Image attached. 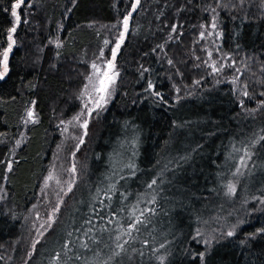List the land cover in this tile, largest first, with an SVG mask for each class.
Here are the masks:
<instances>
[{"label": "trees", "instance_id": "16d2710c", "mask_svg": "<svg viewBox=\"0 0 264 264\" xmlns=\"http://www.w3.org/2000/svg\"><path fill=\"white\" fill-rule=\"evenodd\" d=\"M17 2L0 0V52ZM135 3L24 0L18 8L9 71L0 79V264H104L114 247L109 236L145 208L156 211L124 236L127 252L108 264H264V0L216 11L221 48L249 96L216 84L205 63L200 33L215 0H139L133 10ZM129 12L114 99L81 117L86 130L74 121L64 128L82 109L77 98L90 63ZM31 107L38 120L7 169L8 140ZM245 148L252 158L234 176ZM48 170L54 177L42 183ZM105 227L111 231L98 238ZM89 228L110 246L80 247L90 243Z\"/></svg>", "mask_w": 264, "mask_h": 264}, {"label": "snow or ice", "instance_id": "6c2138e0", "mask_svg": "<svg viewBox=\"0 0 264 264\" xmlns=\"http://www.w3.org/2000/svg\"><path fill=\"white\" fill-rule=\"evenodd\" d=\"M23 2H24V0H18L17 3L12 5V15L14 17H16V24L20 23V17L17 15L16 9L20 8L21 4ZM236 3H239L240 7L243 8V6L245 4V0H236V2H231V0H230V3H228V4L224 3L223 0H215L216 7H212L211 5H209V6H207L205 8L206 12H210V13L213 14L211 16L210 24L207 26L208 28L211 29V31H208V36H212L214 30L217 28V24L215 22L216 21V15L215 14H216L217 8H220V9H228L229 7H233L234 8V7H236ZM137 4H139V0H136V3L132 5L133 10H135ZM131 15H132V13L129 12L128 15L123 17L122 21H118V23H122L124 31L120 32L119 39L117 41H115L114 47L111 48L112 59L106 61V69L103 72H101L100 67L95 62H93V64L91 65V67L95 71H94L93 75H89L87 77V80L89 81V84H86L84 86L85 91L81 92V97L88 96V99H89L90 102L93 103V106L89 107V104L85 103L84 107L81 109V111L75 117H73V121H79L81 119V117H83L85 115L90 117L92 115V113L96 109L101 108L103 106V104L107 103V96L109 94L110 86L115 81V75H118V73L110 75V72H112V70L115 68L114 61H115L117 52L120 49V46H121V44L124 41L125 33L128 31L129 17ZM112 27L115 28L116 25H113ZM202 27H205V26L202 25ZM172 30L176 31V26L175 25L173 26ZM15 31H16V27L15 26H13L12 28H10L8 30V45H7L6 48L3 49L2 52H0V67H2V71H0V79H2L5 76V74H7L8 71H9L8 60H9V54L12 52L13 45L15 44V41L12 39V34L15 33ZM217 35H219V34H217ZM204 36H205V33L201 32L200 33V37L204 38ZM104 43L107 46L109 44V41L105 40ZM213 43H214V41H213ZM216 51L219 52L220 49L217 48ZM103 56H104V53H103V50H101L99 58H102ZM208 56H209V58L212 57V52L211 51L208 52ZM169 63H171V61H169ZM205 63H207V61H205ZM234 65H235V61H232V64L228 65V67H233ZM211 67H212V71L213 72H218V71H221L225 67V65L223 63H221L220 67L218 68V67H216V61H213ZM236 71L239 72L240 70L236 69ZM93 76H95L96 80L99 82V86L98 87L93 82ZM89 85L92 86L93 93L98 94V98L95 99V100H93L92 94L88 92ZM244 87L246 88L247 85H245ZM149 88H152L151 83H149ZM243 94L245 96H249V93L247 91H245ZM155 95L157 97H160V93H158V92H156ZM261 95L264 96V93H261ZM160 98L162 99V97H160ZM259 105L264 107V100L259 101ZM27 115H28L29 118H31L33 116V112L32 111H28ZM87 126H88V119H84V121L80 125V127L84 128L86 130ZM85 134H86V132H85ZM260 140H264V137H261ZM17 143H19V141ZM80 143H83L82 139L80 140ZM255 143H259V141H255ZM234 151H241V149H234ZM251 158H252L251 151L249 149L245 148L243 150V155H241L239 157V165L236 167V171H235V173H233V175L234 176L243 175L242 169L247 168V166H248L247 165V161L250 160ZM127 167L134 168V165L133 164H128ZM9 168H11V164L10 163H9ZM71 172L72 173L76 172L75 166L72 167ZM51 178L52 177L50 175L48 177V179H51ZM74 182L75 181L73 180L72 183H74ZM155 184H156V181L153 180L152 183L148 185V188H152L153 185H155ZM226 187H227V190H228L229 194L235 192V185L234 184L229 183ZM71 190H72V185L69 184L68 191H71ZM112 190H115V186L114 185L112 186ZM109 199H110V197H109ZM125 199H126V197H125ZM101 203H103V202H101ZM149 203H153V204L155 203V196H153L149 200ZM261 203H264V198L261 199ZM58 211H59V207L57 206L56 208L53 209V214L55 212H58ZM118 211L122 212V211H124V209L121 208ZM155 211H156L155 208H145L143 210H140L138 215L136 214L135 210H133L129 214L128 219H129L130 222L127 224V226L125 227L124 225H119V228L117 230V234L114 237L111 236V235L109 236V240L112 242V244H114V247L110 249V253L108 255V260L104 261V264H108L109 261L115 259L116 257H119L122 252H125V253L127 252V249H126L125 245H127L129 243V240H125L124 236H128V237L132 238V233L134 231H139L140 230V225L148 223L150 214H154ZM111 215L113 217H115L117 215V211L114 210L111 213ZM50 219H51V217H50ZM101 219L103 220L104 217H101ZM46 223H47V226L50 228L51 227V223H49V222H46ZM85 223L91 225L92 221L89 219V220H86ZM108 223L112 224L113 220L109 219ZM100 231L109 232L111 230L105 227V228H101ZM259 231L260 232H264V229H260ZM90 232H92V228H89L84 233V235L85 236H89ZM232 234H233L232 232L228 233V235H230V236ZM41 235H43V233H41ZM71 235L72 234L69 233V236H71ZM197 235H199V232H197ZM89 241L92 244H97L98 243L97 238L95 236H89ZM32 247H33V249L35 248V243L32 245ZM80 247L85 248V249L89 248V242H82L80 244ZM105 247H109V245L105 244ZM160 247L164 248V245L161 244ZM133 251H136V250L133 249ZM142 254L143 253H141V255ZM201 255H203V254H201ZM157 258L159 260H161V261L164 260L163 256H160V257H157ZM57 259H59V254H57ZM65 264H67V261H65Z\"/></svg>", "mask_w": 264, "mask_h": 264}, {"label": "rangeland", "instance_id": "374dc122", "mask_svg": "<svg viewBox=\"0 0 264 264\" xmlns=\"http://www.w3.org/2000/svg\"><path fill=\"white\" fill-rule=\"evenodd\" d=\"M16 12L18 13V9H16ZM215 15H216V21L215 22L217 24V28L214 30L213 35L212 36H208V31H211V29L208 28L207 26L210 24L211 18H210L208 24L205 25V27H203V30H202V32L205 33L204 40L206 42V57H207L206 58V61H207L206 64L208 65V67L210 69V73H211V75L213 77V81H215L216 84H226V85L230 86L232 89H234L238 96H243V93L245 91H247V89L244 87V85L239 80L240 71L237 72L236 69L240 70V68H239V66H238V64L236 62H235V65L233 67H228V65L232 64V61H234V59L232 58L231 54L223 51L222 48H221V30H220V23H219V20H218V17H217L218 13L216 12ZM13 26H15V27L17 26L16 17H14V16H13L12 27ZM122 31H124V29H123V25L121 23L120 27H119V30L117 32L115 40L112 43H109L107 46L104 43L105 40L103 41L101 50H103L104 56L102 58H99L100 57V52H101V50H100L99 54L90 63L89 72H88V74H87V76L85 78V81L83 83V86H82V88H81V90L79 92L78 98H77L81 108L84 107L85 103H88L89 107L93 106V103L89 101L88 96L81 97V92L85 91L84 86L86 84H89V81L87 80V77L89 75H93L94 71H95L91 67V65L93 64V62H95L100 67L101 72H103L106 69V61L112 59L111 48L114 47L115 41H117L119 39L120 32H122ZM126 33H125V35H126ZM217 34H219V35H217ZM12 39L15 41L14 33L12 34ZM213 41H214V43H213ZM122 44H121V46H122ZM7 45H8V43H7ZM217 48L220 49L219 52L216 51ZM209 51L212 52V57L211 58H209V56H208V52ZM117 54H118V52H117ZM213 61H216V67L219 68L221 63H223L225 65V67L221 71L213 72L212 71V67H211ZM114 64H115V68L112 70V72H110V75L117 74V73H118V75H115V81L110 86L109 94L107 96V103L103 104V106L101 108H99V109L105 108L114 99V96H115V85H116V82H117V79H118V76H119V72H118V70L116 68L115 61H114ZM1 71H2V67H1ZM93 82L97 85V87L99 86V82L96 80L95 76H93ZM88 92L92 94L93 100L98 98V94L93 93L91 85H89ZM96 110H98V109H96ZM28 111H32L33 112V116L31 118H29L28 115H27ZM37 120H38V117H37V115L34 112L32 107L25 111V115L22 118L23 127L21 128L20 132L17 133V136L12 140V143H11V139L8 140V143H9V145L11 144V147H10V151H9V154H8L7 160H6L7 169H10L9 168V163L11 164V167H12V160H14V158L16 156V153L23 146V144L25 143V141L27 139V135L25 133L26 127L28 125L36 122ZM72 122H73V119L72 120L69 119V120L65 121L64 122V128H66ZM74 122H76L75 125H78V126H80L82 124L81 121H74ZM18 141H19V143H17ZM50 175H51L52 178L54 177L53 174H52V171L48 170L46 172V174L44 175V177H43L42 183H48V181L52 179V178L48 179V177ZM5 198H6V192H5L4 188L1 186V188H0V205L3 204V202L5 201L4 200ZM97 231L99 233V237L98 238H101L104 233L102 231H100V229L97 230ZM104 240L105 241H103V242H98L97 244H95V246L105 247V244L109 245L110 241L108 240V238H105ZM89 245H91V242L89 243ZM106 248H108V247H106ZM106 260H108V257H106V254H105L104 257L102 258L101 262L104 263V261H106Z\"/></svg>", "mask_w": 264, "mask_h": 264}]
</instances>
